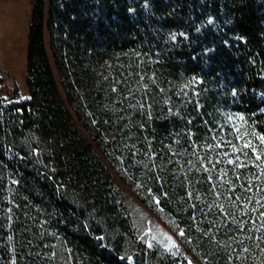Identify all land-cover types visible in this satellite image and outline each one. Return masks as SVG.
<instances>
[{
	"label": "trees",
	"instance_id": "16d2710c",
	"mask_svg": "<svg viewBox=\"0 0 264 264\" xmlns=\"http://www.w3.org/2000/svg\"><path fill=\"white\" fill-rule=\"evenodd\" d=\"M31 5L29 96L0 98V264H264V0ZM96 147L182 245L104 242Z\"/></svg>",
	"mask_w": 264,
	"mask_h": 264
},
{
	"label": "rangeland",
	"instance_id": "374dc122",
	"mask_svg": "<svg viewBox=\"0 0 264 264\" xmlns=\"http://www.w3.org/2000/svg\"><path fill=\"white\" fill-rule=\"evenodd\" d=\"M33 1L0 0V98L5 106L12 98L29 96L25 85V56ZM49 41L46 31L49 58L62 96L65 97ZM72 113L76 119L74 111ZM80 129L90 139L88 131L83 126ZM96 149L114 174V179H105L103 169L97 162L89 166V173L101 176L109 191H106V204L101 208L108 213L103 222L104 230L99 234L104 242L132 262L142 261L143 244L155 256L172 251L177 242L182 245L176 233L119 177L99 149Z\"/></svg>",
	"mask_w": 264,
	"mask_h": 264
},
{
	"label": "water",
	"instance_id": "95a60500",
	"mask_svg": "<svg viewBox=\"0 0 264 264\" xmlns=\"http://www.w3.org/2000/svg\"><path fill=\"white\" fill-rule=\"evenodd\" d=\"M20 98H23V97H20Z\"/></svg>",
	"mask_w": 264,
	"mask_h": 264
}]
</instances>
